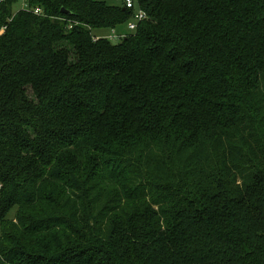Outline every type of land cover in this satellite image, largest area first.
<instances>
[{"label":"trees","instance_id":"1","mask_svg":"<svg viewBox=\"0 0 264 264\" xmlns=\"http://www.w3.org/2000/svg\"><path fill=\"white\" fill-rule=\"evenodd\" d=\"M138 1L0 0V264H264V0Z\"/></svg>","mask_w":264,"mask_h":264},{"label":"built area","instance_id":"2","mask_svg":"<svg viewBox=\"0 0 264 264\" xmlns=\"http://www.w3.org/2000/svg\"><path fill=\"white\" fill-rule=\"evenodd\" d=\"M23 6H25V8H28V1L29 0H23ZM123 6L130 10L133 13V19L129 22L128 24V29L130 31H135L138 27V25L143 22L144 20H146L147 18V14L146 12L139 6V1L138 0H123ZM35 14L39 15L42 13L41 9L37 8L34 11ZM3 33L0 32V35ZM123 37V35H119L116 33V31H112L111 35L109 36V39H121Z\"/></svg>","mask_w":264,"mask_h":264},{"label":"rangeland","instance_id":"3","mask_svg":"<svg viewBox=\"0 0 264 264\" xmlns=\"http://www.w3.org/2000/svg\"><path fill=\"white\" fill-rule=\"evenodd\" d=\"M107 2L109 5H114V6H119V7H121L123 4V0H107ZM116 32L119 35H125L129 32V30L127 28V25H123V26L119 27L118 29H116ZM106 35L110 36L111 31H108ZM111 41L115 44H118L121 41V39L115 38V39H111Z\"/></svg>","mask_w":264,"mask_h":264},{"label":"water","instance_id":"4","mask_svg":"<svg viewBox=\"0 0 264 264\" xmlns=\"http://www.w3.org/2000/svg\"><path fill=\"white\" fill-rule=\"evenodd\" d=\"M62 13H64V14H69V12L66 11L65 9H62Z\"/></svg>","mask_w":264,"mask_h":264}]
</instances>
